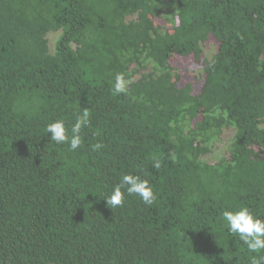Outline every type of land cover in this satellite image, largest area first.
<instances>
[{
    "label": "trees",
    "instance_id": "obj_1",
    "mask_svg": "<svg viewBox=\"0 0 264 264\" xmlns=\"http://www.w3.org/2000/svg\"><path fill=\"white\" fill-rule=\"evenodd\" d=\"M84 108L80 148L50 139ZM129 173L155 201L110 208ZM242 206L264 218V0H0V264H252Z\"/></svg>",
    "mask_w": 264,
    "mask_h": 264
},
{
    "label": "clouds",
    "instance_id": "obj_2",
    "mask_svg": "<svg viewBox=\"0 0 264 264\" xmlns=\"http://www.w3.org/2000/svg\"><path fill=\"white\" fill-rule=\"evenodd\" d=\"M128 81L123 73L115 77L114 91L116 94L127 91ZM90 123V112L84 108L76 116L75 122L70 126L63 119L56 120L46 126V133L50 139L58 144L69 145L70 151H75L83 144L82 130ZM102 148L101 144L94 145L95 150ZM153 167L160 169L159 159L153 161ZM139 196L145 204H152L156 197L150 182L139 175L123 174L119 183L113 188L106 198L107 205L115 209L124 204L129 195ZM222 219L228 231L238 236L247 245L249 252H264V218L257 216L248 207L242 206L235 209L229 208L222 212ZM252 264H264V256L252 258Z\"/></svg>",
    "mask_w": 264,
    "mask_h": 264
},
{
    "label": "rangeland",
    "instance_id": "obj_3",
    "mask_svg": "<svg viewBox=\"0 0 264 264\" xmlns=\"http://www.w3.org/2000/svg\"><path fill=\"white\" fill-rule=\"evenodd\" d=\"M58 36H59V34L56 32H53L49 35L51 49H54L55 43L58 39ZM213 51H214L213 48L206 49V54L210 55L213 53ZM233 135H234L233 130H225L224 133L222 134V136L220 137V139L215 143V145L212 149V152L209 153L205 157V159L214 160V159L221 157L225 153L227 148L229 147V144L231 142Z\"/></svg>",
    "mask_w": 264,
    "mask_h": 264
}]
</instances>
